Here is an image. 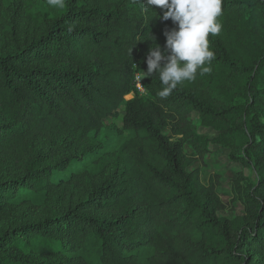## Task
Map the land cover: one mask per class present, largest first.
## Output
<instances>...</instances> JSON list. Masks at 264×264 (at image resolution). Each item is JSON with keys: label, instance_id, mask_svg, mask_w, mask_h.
Masks as SVG:
<instances>
[{"label": "trees", "instance_id": "16d2710c", "mask_svg": "<svg viewBox=\"0 0 264 264\" xmlns=\"http://www.w3.org/2000/svg\"><path fill=\"white\" fill-rule=\"evenodd\" d=\"M156 12L142 0H68L46 32L0 54L1 158L20 161L27 146L55 134L100 131L122 106V130L134 132L121 149L126 179L111 178L60 216L2 233L0 264H69L44 252L80 253L77 264H236L246 248L264 252V0H222L209 73L163 99L154 73L143 79L148 98L125 100L150 47L163 49L174 27ZM193 113L259 173L257 185L237 181L245 224L219 218L226 204L217 181L204 185L199 170H187ZM235 137L245 138L241 148ZM73 160L32 169L38 158L23 177L0 183V206L54 187L52 170Z\"/></svg>", "mask_w": 264, "mask_h": 264}, {"label": "rangeland", "instance_id": "374dc122", "mask_svg": "<svg viewBox=\"0 0 264 264\" xmlns=\"http://www.w3.org/2000/svg\"><path fill=\"white\" fill-rule=\"evenodd\" d=\"M68 0H65V5ZM53 7L48 0H0V54L12 51L35 40L46 32L52 20L64 9ZM135 96L140 97L139 94ZM132 94L125 100L134 99ZM141 98H148L147 95ZM125 108L120 107L117 116L106 119L100 131H73L55 134L36 140L26 147L20 161L0 157V183L21 178L38 158V167L54 168L62 160L73 158L66 170H52L54 187L40 193L21 191L16 199L0 206V235L22 225L43 221L64 214L70 208L84 202L87 197L111 178L126 179L121 158L122 146L134 137V132L123 131ZM7 121L0 113V122ZM193 138L185 143L184 152L190 161L187 170L200 171L201 181L208 185L211 178L217 181V191L226 208L217 212L221 219L235 224L246 223L245 206L236 197L238 180L257 185L259 173L252 166L235 161L231 147L220 143V131L204 126L198 113L189 119ZM168 134V132H166ZM233 145L241 148L244 137H235ZM101 218L109 215L98 214ZM80 253L55 254L44 252L50 261L77 264ZM95 261L94 255H83ZM242 259L236 264H264V252L249 247L243 250ZM87 260V261H88Z\"/></svg>", "mask_w": 264, "mask_h": 264}, {"label": "clouds", "instance_id": "9594fccd", "mask_svg": "<svg viewBox=\"0 0 264 264\" xmlns=\"http://www.w3.org/2000/svg\"><path fill=\"white\" fill-rule=\"evenodd\" d=\"M142 3L145 10L159 9L160 19L171 20L174 25L163 33L166 38L163 49L157 43L150 47L147 71L141 77L158 73L163 87L157 95L163 99L178 85L211 71L206 65L215 59V53L210 50L209 35L217 36L221 32L217 18L222 14V0H142ZM48 4L63 8L65 0H48Z\"/></svg>", "mask_w": 264, "mask_h": 264}, {"label": "built area", "instance_id": "2783aa9c", "mask_svg": "<svg viewBox=\"0 0 264 264\" xmlns=\"http://www.w3.org/2000/svg\"><path fill=\"white\" fill-rule=\"evenodd\" d=\"M141 77H142V74L140 72H136L134 75L133 82H134L135 90L134 92L131 93L133 96H135L136 94H139L140 97L146 95V90L143 84L144 78L141 79ZM130 95L126 96L125 98L129 97Z\"/></svg>", "mask_w": 264, "mask_h": 264}]
</instances>
